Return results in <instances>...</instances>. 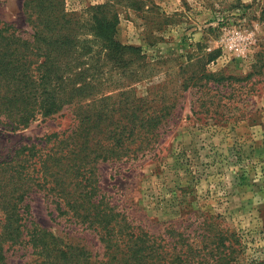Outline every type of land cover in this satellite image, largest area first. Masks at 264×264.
<instances>
[{
	"label": "rangeland",
	"instance_id": "1",
	"mask_svg": "<svg viewBox=\"0 0 264 264\" xmlns=\"http://www.w3.org/2000/svg\"><path fill=\"white\" fill-rule=\"evenodd\" d=\"M23 2L0 0V22L30 32ZM64 2L77 13L111 2L117 39L139 47L148 70H155L153 78L134 83L136 94L148 96L163 87L177 100L150 152L134 160L99 162V185L108 202L129 222L160 237L168 236L164 231L171 223L186 229L196 264H221L219 232L230 237L232 264H264V0ZM234 40L239 50L230 48ZM212 54L216 57L208 61ZM195 70L214 76L184 90L183 78ZM120 85L115 75L103 85L106 95ZM77 124L73 107L18 129L0 117V160L18 161L17 151L34 144L48 151ZM26 203L28 221L85 250L90 261L85 262L107 258L98 233L60 215L50 195L35 190ZM3 245L5 264L44 259L30 244ZM200 250L208 262L200 259Z\"/></svg>",
	"mask_w": 264,
	"mask_h": 264
},
{
	"label": "trees",
	"instance_id": "2",
	"mask_svg": "<svg viewBox=\"0 0 264 264\" xmlns=\"http://www.w3.org/2000/svg\"><path fill=\"white\" fill-rule=\"evenodd\" d=\"M23 6L30 32L0 22V117L18 129L73 107L78 124L48 151L34 144L17 151L18 161L0 160V264L6 242L30 244L44 256L39 264L90 262L85 250L28 221L26 198L35 190L50 195L60 215L98 233L107 257L100 264H196L186 229L171 223L168 236L160 237L129 222L101 192L99 162L146 155L177 105L163 87L136 94L134 83L153 78L155 70H148L139 47L117 39L113 4L91 6L87 13L68 11L64 0H24ZM115 75L121 89L106 95L103 85ZM212 76L195 70L180 87L188 90ZM53 136L59 133L47 141ZM218 235L221 264H232L230 237ZM202 252L200 259L208 262Z\"/></svg>",
	"mask_w": 264,
	"mask_h": 264
},
{
	"label": "built area",
	"instance_id": "3",
	"mask_svg": "<svg viewBox=\"0 0 264 264\" xmlns=\"http://www.w3.org/2000/svg\"><path fill=\"white\" fill-rule=\"evenodd\" d=\"M238 47H239V44L237 43L236 40H234V42H232V43L230 44V48H232V49L239 50Z\"/></svg>",
	"mask_w": 264,
	"mask_h": 264
}]
</instances>
